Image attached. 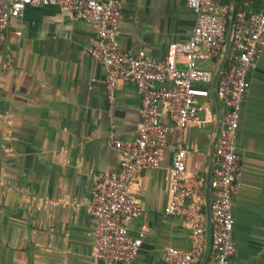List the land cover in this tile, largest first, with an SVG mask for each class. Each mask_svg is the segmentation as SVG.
I'll list each match as a JSON object with an SVG mask.
<instances>
[{"label":"crops","instance_id":"obj_1","mask_svg":"<svg viewBox=\"0 0 264 264\" xmlns=\"http://www.w3.org/2000/svg\"><path fill=\"white\" fill-rule=\"evenodd\" d=\"M263 6L260 0L244 9L256 13ZM192 22L185 0H121L116 44L127 55L142 51L161 60L169 44L188 37ZM93 38L88 24L55 6H26L6 27L0 45V264H101L90 255V187L97 174L117 168L109 141L135 137L139 95L132 84L116 81L113 102H107L104 70L86 54ZM246 78L235 140L234 253L227 264H264V36ZM202 106L198 124H187L181 140L184 170L201 180L206 216L222 110L210 89ZM160 123L165 149L157 168L144 169L133 187L139 213L127 225L131 237L145 228L141 264H163L165 247L189 248L182 221L162 213L177 131L165 117ZM209 231L208 225L207 243Z\"/></svg>","mask_w":264,"mask_h":264},{"label":"built area","instance_id":"obj_2","mask_svg":"<svg viewBox=\"0 0 264 264\" xmlns=\"http://www.w3.org/2000/svg\"><path fill=\"white\" fill-rule=\"evenodd\" d=\"M185 0L192 15L188 37L173 42L164 57L155 60L142 51L127 55L116 44L121 0H0V45L9 22L26 6H55L61 13L88 24L94 33L86 48L88 57L104 70L103 88L113 102L116 81L132 84L139 95L138 123L131 140H110L117 154V168L111 174H97L91 184L86 211L91 220V258L101 264H141L138 249L145 228L127 235V225L138 216L133 187L146 168H157L165 149V129L160 118L173 124L177 133L167 170L168 197L162 213L179 218L188 230L189 248L165 247L163 264H198L204 251L205 229L209 225L207 253L203 264H227L234 253L231 241L232 196L237 187L240 156L236 150L238 114L248 82L247 72L259 53L264 36V6L252 13L244 9L260 0H238L232 16L225 61L214 84L212 76L223 55L232 2ZM236 5V0H235ZM15 36L18 32L13 33ZM181 64V68L178 67ZM207 64L209 68L200 66ZM209 89L221 106L219 126L207 180L208 218L202 211L201 180L186 174L181 131L198 124L202 100Z\"/></svg>","mask_w":264,"mask_h":264},{"label":"water","instance_id":"obj_3","mask_svg":"<svg viewBox=\"0 0 264 264\" xmlns=\"http://www.w3.org/2000/svg\"><path fill=\"white\" fill-rule=\"evenodd\" d=\"M231 2H232V9H231V12H230V18H229V22H228L227 29H226V35H225V41H224V48H223V55H222V59H221V62L219 64L217 70L214 72V74L212 76V85L214 84V81H215V78H216V75H217V72H218L219 68L222 66V64L225 61V57H226V53H227V49H228L229 34H230V30H231V25H232V16H233L234 9H235V0H231ZM205 207H206V220H207V218H208L207 199H205ZM204 243H205L204 251H203V254H202L201 259L199 260L198 264H203L204 259H205V256H206V249H207V227L205 229Z\"/></svg>","mask_w":264,"mask_h":264},{"label":"trees","instance_id":"obj_4","mask_svg":"<svg viewBox=\"0 0 264 264\" xmlns=\"http://www.w3.org/2000/svg\"><path fill=\"white\" fill-rule=\"evenodd\" d=\"M221 3H229L230 0H221ZM240 8V4L238 2V0H236V5H235V11H237Z\"/></svg>","mask_w":264,"mask_h":264}]
</instances>
